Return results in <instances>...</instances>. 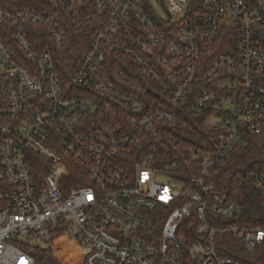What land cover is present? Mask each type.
<instances>
[{
  "label": "built area",
  "instance_id": "1",
  "mask_svg": "<svg viewBox=\"0 0 264 264\" xmlns=\"http://www.w3.org/2000/svg\"><path fill=\"white\" fill-rule=\"evenodd\" d=\"M0 87V264L59 235L80 264H239L224 235L263 242L216 179L264 127V0H0ZM185 117L214 136L179 154L159 137Z\"/></svg>",
  "mask_w": 264,
  "mask_h": 264
},
{
  "label": "trees",
  "instance_id": "2",
  "mask_svg": "<svg viewBox=\"0 0 264 264\" xmlns=\"http://www.w3.org/2000/svg\"><path fill=\"white\" fill-rule=\"evenodd\" d=\"M108 73L111 78L121 81L119 73L123 70L119 64H110ZM131 75L127 80L134 81V67H130ZM6 107L5 91L0 87V127L11 120L2 113ZM188 123H175L168 134L159 137L164 147L170 148L174 152L181 150L183 142L187 139L199 141L207 137L214 136V132L207 129L203 124H193L198 118L185 117ZM198 129L194 133V129ZM1 136V134H0ZM243 140L238 144L230 158L219 168L216 179L218 190L229 199L239 201L242 205L243 219L249 225H264V195L254 185L251 175L264 176V127L260 133H249L243 135ZM31 155V167L35 177L38 179L43 172L40 165L45 161L37 153L29 150ZM180 154V152H179ZM71 175L69 181L71 185L78 183L76 180L77 162L72 159L69 165ZM224 256L233 257L239 264H264V240L253 251L249 252L235 242L231 236L224 235L222 244ZM30 253L37 264H80V257L75 252L71 243L59 235L55 239L53 248H32Z\"/></svg>",
  "mask_w": 264,
  "mask_h": 264
}]
</instances>
